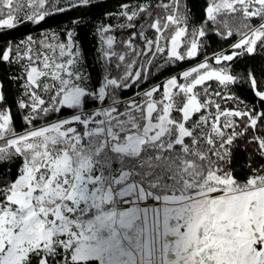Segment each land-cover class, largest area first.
I'll return each instance as SVG.
<instances>
[{
    "label": "snow or ice",
    "instance_id": "snow-or-ice-1",
    "mask_svg": "<svg viewBox=\"0 0 264 264\" xmlns=\"http://www.w3.org/2000/svg\"><path fill=\"white\" fill-rule=\"evenodd\" d=\"M205 4L198 24L190 0L108 14L122 22L97 29L95 88L72 29L0 48V62L21 69L11 79L25 125L16 129L0 78V264H264V110L233 93L247 84L264 104V86L232 63L264 50V0ZM91 5L0 0V37ZM211 35L237 38L207 55ZM202 54L162 85L139 87ZM241 138L261 161H245L244 179Z\"/></svg>",
    "mask_w": 264,
    "mask_h": 264
},
{
    "label": "trees",
    "instance_id": "trees-1",
    "mask_svg": "<svg viewBox=\"0 0 264 264\" xmlns=\"http://www.w3.org/2000/svg\"><path fill=\"white\" fill-rule=\"evenodd\" d=\"M140 0H92V5L87 8H80L72 12L58 14L51 17L47 22L42 23L39 29H35L30 25H25L14 31L8 32L0 37V48L9 40L18 41L23 39L28 33L39 36L42 31L51 33H63L64 29H72L77 42V51L81 55V65L85 74H90L89 85L95 88L101 78V61H100V41L97 34V29L101 25H117L122 21H118L115 16H109L110 13H118L122 4L134 5ZM190 4L194 13V22L200 23L204 17L205 0H190ZM73 18L77 22L73 23ZM238 23V21H237ZM117 40L128 38V31H116L114 33ZM237 37L233 36L229 40H221L215 35H211L209 42L205 47V53L211 55L213 52H218L221 49L228 48V45L233 43ZM203 59V54L196 59L185 61L174 68L165 71H155L148 78L147 83L140 85L141 90L156 84H163L167 77L176 75L177 73L187 70L195 66ZM233 72L247 75L248 72L254 73L258 78L261 86H264V50L258 48L257 53L252 56L238 58L232 62ZM21 73V69L17 64H7L0 62V78L5 79L7 103L12 107V114L15 121V127L18 131H23L25 125L23 122L24 113L21 112L15 105L14 100L18 98L21 92V82L12 80L11 77ZM215 88V84H213ZM136 90V86L127 92L121 93L124 97H129ZM233 93L241 100L249 105L255 103L257 109L264 110V104L259 103L251 88L247 84H239L233 88ZM223 107L233 108L235 104L231 101L222 104ZM239 145L236 148V174L240 179L248 174V169L244 166L246 160H254L252 167H256L261 163L259 157H251V148H246V142L241 138L237 141ZM15 171V168L12 170Z\"/></svg>",
    "mask_w": 264,
    "mask_h": 264
},
{
    "label": "built area",
    "instance_id": "built-area-1",
    "mask_svg": "<svg viewBox=\"0 0 264 264\" xmlns=\"http://www.w3.org/2000/svg\"><path fill=\"white\" fill-rule=\"evenodd\" d=\"M149 203H151V202H149Z\"/></svg>",
    "mask_w": 264,
    "mask_h": 264
}]
</instances>
